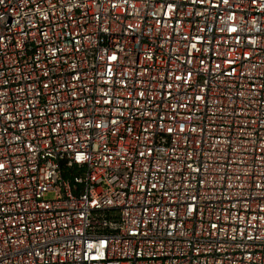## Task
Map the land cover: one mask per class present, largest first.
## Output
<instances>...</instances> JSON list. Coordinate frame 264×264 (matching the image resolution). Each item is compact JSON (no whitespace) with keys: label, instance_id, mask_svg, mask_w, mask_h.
Masks as SVG:
<instances>
[{"label":"built area","instance_id":"obj_1","mask_svg":"<svg viewBox=\"0 0 264 264\" xmlns=\"http://www.w3.org/2000/svg\"><path fill=\"white\" fill-rule=\"evenodd\" d=\"M0 264H264V0H0Z\"/></svg>","mask_w":264,"mask_h":264}]
</instances>
